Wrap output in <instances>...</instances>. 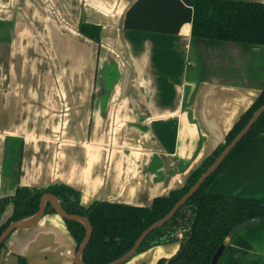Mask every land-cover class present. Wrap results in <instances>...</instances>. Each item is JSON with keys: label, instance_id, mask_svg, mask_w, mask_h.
I'll return each instance as SVG.
<instances>
[{"label": "crops", "instance_id": "0c3cea01", "mask_svg": "<svg viewBox=\"0 0 264 264\" xmlns=\"http://www.w3.org/2000/svg\"><path fill=\"white\" fill-rule=\"evenodd\" d=\"M263 3L264 0H246ZM193 0H0V197L66 185L82 205L146 207L180 187L264 86V47L191 39ZM99 25L100 45L80 36ZM20 147L17 180L4 173ZM2 264H73L57 215L6 241ZM177 246L130 264H155Z\"/></svg>", "mask_w": 264, "mask_h": 264}, {"label": "trees", "instance_id": "16d2710c", "mask_svg": "<svg viewBox=\"0 0 264 264\" xmlns=\"http://www.w3.org/2000/svg\"><path fill=\"white\" fill-rule=\"evenodd\" d=\"M192 9V38L216 43L231 42L242 47H264L263 3L193 0ZM101 29L98 25H78L80 34L98 44ZM263 104L264 87L227 132L223 142L188 176L184 185L167 196L155 197L150 206L98 201L82 206L79 192L66 185L51 184L42 188L17 186L12 195L0 198V217L8 206L11 208L9 220L0 223V235L10 220L19 222L30 218L37 211L40 197L50 193L65 212L86 217L92 226L91 239L81 256L83 263L105 264L119 258L148 226L170 211ZM259 141H264V112L218 169L166 224L145 238L137 252L168 242L175 233L181 232L186 236L188 250L178 264H210L221 245H224V250L217 264H264L263 254H255L248 262L241 260L242 255L252 249L248 242L264 244V222L247 226L227 240L230 231L240 223L251 218H264V174L240 182V191L228 188L224 179L231 175L233 166L247 146ZM64 223L79 245L85 235L84 225L65 220ZM21 263L26 264L24 258L19 257L18 264Z\"/></svg>", "mask_w": 264, "mask_h": 264}, {"label": "water", "instance_id": "95a60500", "mask_svg": "<svg viewBox=\"0 0 264 264\" xmlns=\"http://www.w3.org/2000/svg\"><path fill=\"white\" fill-rule=\"evenodd\" d=\"M99 26V25H98ZM76 32L84 37L87 38L85 36H83L82 34H80L78 32V27ZM101 35H102V31L100 34V39H101ZM89 39V38H87ZM90 40V39H89ZM101 42V41H100ZM96 43V42H95ZM97 45H100V43H96ZM259 95V94H258ZM257 98V97H256ZM255 101V100H254ZM253 101V102H254ZM252 102V103H253ZM251 103V104H252ZM250 104V105H251ZM249 105V106H250ZM248 106V107H249ZM247 107V108H248ZM247 108L241 113L243 114ZM264 112V104L254 112V114L252 115V117L249 119L248 123L246 124V126L242 129V131L232 140V142L221 152V154L215 159V161L212 163V165L201 175V177L197 180V182L189 189V191L170 209V211L160 220L156 221L155 223H153L152 225H150L145 231L142 232V234L137 238V240L134 242L133 246L131 247V249L125 254L123 255L121 258H119L118 260L110 263V264H121L124 263L125 261H127L128 259H130L134 253L136 252V250L139 248L140 244L142 243V241L145 239V237L152 232L155 229L160 228L163 224H165L168 220H170L173 215L177 212V210L184 205V203L194 195V193L199 189V187L201 186V184L218 168V166L222 163V161L224 160V158L229 154V152L235 147V145L242 139V137L248 132V130L253 126V124L258 120V118L262 115V113ZM241 114L239 115V117L241 116ZM238 117V118H239ZM237 118V120H238ZM236 120V121H237ZM236 121L234 122V124L236 123ZM233 124V125H234ZM232 125V126H233ZM231 126V128H232ZM230 128V129H231ZM229 129V130H230ZM228 130V131H229ZM227 131V132H228ZM227 134V133H226ZM225 134V135H226ZM225 135H223V137L221 138V140L219 142H223ZM219 143L215 144L214 147L209 150V152L207 153V155H205L194 167L193 169H191V171L188 173L187 177H185L183 184L176 188L179 189L181 188L184 183L186 182L188 176L196 169L198 168V166L205 160V158L212 153V151L216 148V146ZM46 187V186H45ZM42 188V187H39ZM173 189V190H176ZM171 190V191H173ZM170 191V192H171ZM169 192V193H170ZM168 193V194H169ZM167 194V195H168ZM166 195V196H167ZM157 197H161V196H157ZM98 202H108V201H103V200H97ZM95 202V201H94ZM152 203V202H151ZM49 204L51 206V208L54 210V212L61 217L62 219L65 220H69V221H74V222H79L82 223L85 226V236L82 240V242L80 243L78 250L76 252V255L73 257V264H83L80 260V257L85 249V247L87 246L91 234H92V228L91 225L89 223V221L87 220V218L85 217H81L78 215H71V214H67L65 211H63V209L61 208V206L59 205V203L57 202V200L54 198L53 195L51 194H44L39 201V207H38V211L31 216L30 218L23 220V221H19V222H13L10 223L9 226L4 230V232L2 233V235L0 236V244L10 235V233L12 231L15 230H27V229H31L33 227H35L39 221L42 219L43 215H44V211H45V205ZM125 205V204H124ZM151 205V204H150ZM149 205V206H150ZM263 219H250L248 221H245L241 224H239L238 226H236L233 230L230 231V233L227 236V240L232 239L236 233L241 232L244 228H246L247 226L253 225V224H257V223H262ZM66 227V226H65ZM67 229V228H66ZM68 231V230H67ZM224 250V245H221L217 251L215 252V254L212 257L211 263L210 264H216L218 261L219 256L221 255L222 251ZM5 250L2 249L1 250V254H0V264L2 263L3 260V256H4ZM180 256V255H179ZM179 256H177L176 258H174L169 264H174V262L179 258Z\"/></svg>", "mask_w": 264, "mask_h": 264}, {"label": "flooded vegetation", "instance_id": "af4514ba", "mask_svg": "<svg viewBox=\"0 0 264 264\" xmlns=\"http://www.w3.org/2000/svg\"><path fill=\"white\" fill-rule=\"evenodd\" d=\"M191 39H192V40H200V41L202 40V41H206V42H208V43H210V44H224V43H231V42H221V43H216V42H212V41H208V40L192 38V36H191ZM232 44H234V43H232ZM235 45H236V44H235ZM238 46H239V45H238ZM245 48H250V47H245ZM263 87H264V86H263ZM262 89H263V88H262ZM262 89H261V91H262ZM253 114H254V113H253ZM247 123H248V122H247ZM245 126H246V125H245ZM245 126H244V127H245ZM244 127H243V128H244ZM249 130H250V129H249ZM249 130H248V131H249ZM241 131H242V130H241ZM241 131H239V133H240ZM239 133H238V134H239ZM238 134H237V135H238ZM237 135H236V136H237ZM245 135H246V134H245ZM245 135H244V136H245ZM236 136H235V137H236ZM244 136H243V137H244ZM235 137H234V138H235ZM243 137H242V138H243ZM234 138H233V139H234ZM233 139H232V140H233ZM231 142H232V141H231ZM231 142H230V143H231ZM239 142H240V141H239ZM239 142H238V143H239ZM221 143H222V142H219V144H221ZM230 143H229V144H230ZM238 143H237V144H238ZM229 144H228V145H229ZM237 144H236V145H237ZM228 145H227V146H228ZM236 145H235V146H236ZM227 146H226V147H227ZM226 147H224V149H225ZM12 148H13V146L7 148V150H6L5 157H4V169H3V170H4L5 175H8V177H14V178L17 180L18 175H17L16 168H17V165H18L17 162H18V159H19L18 154L12 157V161H8V151H9V150L14 151V149H12ZM16 148H17V147H16ZM224 149H223V150H224ZM19 150H20V147L17 148V151H19ZM223 150H222V151H223ZM244 151H245V152L243 153V155L241 156V158H239V160H238V161L236 162V164L233 166V169H232V171H231V175L229 174L227 177L224 178V179H225V182H226V184H227V186H228V188H236L238 191L241 190V188L238 186V185L240 184V182H244V181H246V180H250V178L259 177L261 174H262V175L264 174V141L253 142L251 145H248L247 148H246ZM230 152H231V151H230ZM230 152H229V153H230ZM220 154H221V153H220ZM220 154H219V155H220ZM219 155H218V156H219ZM218 156H217V157H218ZM227 156H228V155H227ZM227 156H226V157H227ZM217 157H216V158H217ZM226 157H225V158H226ZM216 158H215V159H216ZM225 158H224V159H225ZM15 161H16V162H15ZM214 161H215V160H214ZM214 161H213V162H214ZM223 161H224V160H223ZM223 161H222V162H223ZM9 163H10V164H9ZM221 164H222V163H221ZM221 164H220V165H221ZM211 165H212V164H211ZM211 165H210V166H211ZM220 165H219V166H220ZM210 166H209V167H210ZM219 166H218V167H219ZM209 167H208V168H209ZM208 168H207V169H208ZM207 169H206V170H207ZM217 169H218V168H217ZM217 169H216V170H217ZM206 170H205V171H206ZM216 170H215V171H216ZM205 171H204V172H205ZM215 171H214V172H215ZM204 172H203V173H204ZM214 172H213V173H214ZM203 173H202V174H203ZM213 173H212V174H213ZM202 174H201V175H202ZM212 174H211V175H212ZM211 175H210V176H211ZM210 176H209V177H210ZM200 177H201V176H200ZM200 177H199V178H200ZM199 178H198V179H199ZM207 179H208V178H207ZM196 182H197V181H196ZM196 182H195V183H196ZM204 182H205V181H204ZM204 182H203V183H204ZM195 183H194V184H195ZM203 183H202V184H203ZM202 184H201V185H202ZM16 187H17V186H16ZM16 187H15V188H16ZM15 188H14V190H15ZM199 188H200V187H199ZM14 190H13L11 193H9V194H7V195H5V196L12 195L13 192H14ZM188 191H189V190H188ZM188 191H187V192H188ZM187 192H186V193H187ZM196 192H197V191H196ZM196 192H195V193H196ZM186 193H185V194H186ZM195 193H194V194H195ZM45 194H50V193H45ZM185 194H184V195H185ZM251 194H254V192H252ZM43 195H44V194H43ZM43 195H42V196H43ZM51 195H52V194H51ZM184 195H183V196H184ZM42 196H41V197H42ZM183 196H182V197H183ZM2 197H3V196H2ZM41 197H40V198H41ZM182 197H181V198H182ZM0 198H1V197H0ZM54 198H55V197H54ZM181 198H180V199H181ZM190 198H191V197H190ZM190 198H189V199H190ZM55 199H56V198H55ZM180 199H179V200H180ZM189 199H188V200H189ZM56 200H57V199H56ZM179 200H178V201H179ZM188 200H187V201H188ZM39 201H40V199H39ZM178 201H177V202H178ZM187 201H186V202H187ZM57 202H58V201H57ZM177 202H176V203H177ZM186 202H185V203H186ZM80 203H81V201H80ZM176 203H175V204H176ZM185 203H184V204H185ZM81 205H82V204H81ZM82 206H85V205H82ZM87 206H88V205H87ZM182 206H183V205H182ZM182 206H181V207H182ZM38 207H39V202H38ZM38 207H37V211H38ZM179 209H180V208H179ZM179 209H178V210H179ZM178 210H177V211H178ZM37 211H36V212H37ZM63 211H64V210H63ZM36 212H35V213H36ZM35 213H34V214H35ZM66 213H67V212H66ZM34 214H33V215H34ZM67 214H70V213H67ZM10 215H11V208H10V206H8V207L5 209L4 213H3V214L1 215V217H0V223H4V222L8 221L9 218H10ZM33 215H32V216H33ZM47 215H57V214L54 212V210L51 208V206H50L49 204H46V205H45V211H44V215H43V217H44V216H47ZM71 215H75V214H71ZM174 215H175V214H174ZM174 215H173V216H174ZM8 216H9V217H8ZM57 216H58V215H57ZM78 216H79V215H78ZM7 217H8V218H7ZM58 217H59V216H58ZM81 217H83V216H81ZM2 218H4V220L7 218V220H6V221L3 220L4 222H2V221H1ZM60 218H61V217H60ZM85 218H86V217H85ZM251 219H263L262 223L264 222V218H251ZM61 220L64 222L65 219H62V218H61ZM87 220H88V219H87ZM159 220H160V219H159ZM248 220H250V219H248ZM248 220H246V221H248ZM65 221H69V220H65ZM88 221H89V220H88ZM168 221H169V220H168ZM168 221H167V222H168ZM72 222H74V221H72ZM167 222H166V223H167ZM244 222H245V221H244ZM10 223H13V221L10 220V221L5 225L4 230L9 226ZM89 223H90V222H89ZM154 223H155V222H154ZM166 223H165V224H166ZM242 223H243V222H242ZM64 224H65V223H64ZM152 224H153V223H152ZM152 224H151V225H152ZM240 224H241V223H240ZM257 224H259V223H257ZM90 225H91V224H90ZM163 225H164V224H163ZM163 225H162V226H163ZM65 226H66V225H65ZM162 226H161V227H162ZM237 226H238V225H237ZM84 227H85V226H84ZM148 227H149V226H148ZM148 227H147V228H148ZM161 227H160V228H161ZM66 228H67V227H66ZM91 228H92V226H91ZM147 228H146V229H147ZM146 229H145V230H146ZM158 229H159V228H158ZM233 229H234V228H233ZM233 229H232V230H233ZM4 230H3V232H4ZM67 230H68V228H67ZM145 230H144V231H145ZM155 230H156V229H155ZM153 231H154V230H153ZM3 232H2V233H3ZM13 232H14V231H12V232L10 233V235H9V236H8V237H7V238H6V239L0 244V254H1V250H2V249L5 250V253H4V256H3V260H2V263H3V261H4L5 256H6L7 254H9V252H8V250H7V247H6V241L8 240V238L11 236V234H12ZM2 233H1V235H2ZM68 233H69V235L71 236L72 241L74 242V245H75V247H74V251H73V252H74V256H75V255H76V252H77V250H78V247H79L80 244H79V245L76 244V242H75V240L73 239V237H72L71 233L69 232V230H68ZM150 233H151V232H150ZM150 233H149V234H150ZM141 234H142V233H141ZM141 234H140V235H141ZM149 234H148V235H149ZM236 234H237V233H236ZM236 234H235V235H236ZM1 235H0V236H1ZM140 235H139V236H140ZM148 235H147V236H148ZM84 236H85V235H84ZM91 236H92V234H91ZM147 236H146V237H147ZM146 237H145V238H146ZM233 238H234V237H233ZM90 239H91V237H90ZM82 240H83V239H82ZM136 240H137V239H136ZM144 240H145V239H144ZM144 240H143V241H144ZM89 241H90V240H89ZM143 241H142V242H143ZM81 242H82V241H81ZM88 243H89V242H88ZM133 244H134V243H133ZM141 244H142V243H141ZM141 244H140V245H141ZM174 245L177 246V249L175 250L174 254L171 255V256H169V257H167V258H165V257L158 258V259L156 260L155 264H169L174 258H176L177 256L180 255L179 258L174 262V264H178V263H179V260L185 255V253H187V250H188V246H187V244H186V236H185V235L183 236V234H182L181 232H177V233H175L172 237H170V241H168V242H164V243H161V244L153 245V246L149 247L148 249L143 250V251H140V252H137V250L139 249V248H138V249L136 250V252L134 253V255H133L130 259H128L127 261H125L124 263H121V264H130L131 260H132L134 257H136L137 255L142 254V253H144V252H147V251L150 250V249H153V248H156V247H165V246H174ZM248 245H251V243L248 242ZM132 246H133V245H132ZM139 247H140V246H139ZM85 248H86V247H85ZM130 249H131V248H130ZM130 249H129V250H130ZM84 250H85V249H84ZM129 250H128V251H129ZM128 251H127V252H128ZM216 251H217V250H216ZM216 251H215V252H216ZM83 252H84V251H83ZM127 252H126V253H127ZM253 252H254L253 249L248 250V251H247V254H243V255H242L243 257H242L241 260H242L243 262H248V261L252 260V259L254 258V256H252L251 258H247V255L250 254V253L253 254ZM126 253H125V254H126ZM254 253H255V252H254ZM82 254H83V253H82ZM125 254H123V255H125ZM214 254H215V253H214ZM214 254H213V255H214ZM256 254H258V253H256ZM123 255H122V256H123ZM253 255H255V254H253ZM81 256H82V255H81ZM122 256H120L119 258H121ZM220 256H221V255H220ZM220 256H219V258H220ZM19 257L24 258L25 263H26V264H29V263H28V259H27L25 256H22V255H16V257H15V258H16V264H18V259H19ZM212 257H213V256H212ZM119 258H116V259H114V260H112V261H109V262H107V263H105V264H110V263H112V262L118 260ZM219 258H218V260H219ZM245 258H246V260H245ZM80 260H81V257H80ZM211 260H212V258H211ZM211 260H210V263H211ZM81 262H82V260H81ZM217 262H218V261H217ZM2 263H1V264H2ZM82 263H83V262H82ZM21 264H22V263H21ZM83 264H85V263H83ZM216 264H217V263H216Z\"/></svg>", "mask_w": 264, "mask_h": 264}, {"label": "rangeland", "instance_id": "374dc122", "mask_svg": "<svg viewBox=\"0 0 264 264\" xmlns=\"http://www.w3.org/2000/svg\"><path fill=\"white\" fill-rule=\"evenodd\" d=\"M261 48H263V47H261ZM17 154H18L17 148H15L14 151L9 150L8 151V161H12V157L17 155ZM7 218L5 220H4V218H2L1 221L4 222V221L7 220ZM251 247H252L253 251L255 252V253L253 252V254L258 253V254H263L264 255V244L263 243H256V244L254 243V244H251ZM253 254L252 253L248 254L247 258H251L252 256H255ZM245 260H246V258H245Z\"/></svg>", "mask_w": 264, "mask_h": 264}]
</instances>
